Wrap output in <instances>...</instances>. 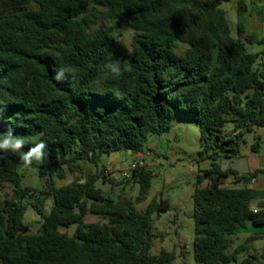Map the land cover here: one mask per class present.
<instances>
[{
  "label": "trees",
  "instance_id": "obj_1",
  "mask_svg": "<svg viewBox=\"0 0 264 264\" xmlns=\"http://www.w3.org/2000/svg\"><path fill=\"white\" fill-rule=\"evenodd\" d=\"M229 1L0 0V142L9 132L24 141L0 149V264H176L175 252H152L155 217L169 200L138 209L154 172L136 167L129 181L139 185L137 197L117 201L98 186L105 169L86 175L84 164L143 153L177 115L199 124L200 155L212 161L194 194L196 264H264V248H255L264 232L234 248L232 239L248 224L264 229V189L251 184L264 169L224 168L242 156L249 134L253 153L264 139V35L248 32L240 2L233 37L222 8ZM124 29L136 32L130 53L118 41ZM115 61L118 77L106 67ZM41 141V160L28 166L43 186H25L22 155ZM69 174L79 176L59 186ZM29 207L41 218L37 233L25 222ZM90 215L106 221L87 222ZM73 225V234L62 230Z\"/></svg>",
  "mask_w": 264,
  "mask_h": 264
},
{
  "label": "rangeland",
  "instance_id": "obj_2",
  "mask_svg": "<svg viewBox=\"0 0 264 264\" xmlns=\"http://www.w3.org/2000/svg\"><path fill=\"white\" fill-rule=\"evenodd\" d=\"M248 1V11L243 17L246 29L255 30L259 34H264V24L261 18V10L264 8L262 0H233L225 2L222 8L227 12V18L231 25L233 37L238 36V2ZM246 5V4H245ZM136 32L131 29L119 30L117 33L120 45L128 53L132 50V41ZM186 46L181 45L180 53H184ZM261 46H249L251 53L262 50ZM264 60V56L261 57ZM233 124L228 123L224 131L230 134L233 131ZM256 135L249 134L246 143L241 146V155H251V145ZM202 142L200 137L199 124L190 118L175 116L172 127L162 135H152L149 144L143 153L131 156L130 153L118 152L105 155L101 158L98 167L93 164H84L85 174H93L97 170L105 169V181L100 180L98 186L104 190L107 196L119 201L126 198L135 199L139 192V185L131 180L135 167H144L152 170L155 174L152 186L146 202L139 204L138 209L145 211L148 203L155 197L158 199H168L170 208L155 217L154 228L151 241L153 243L154 254L162 250L173 251L176 253V264H196L194 259V194L197 187V175L205 173L211 168V159L201 157ZM233 159L224 160L231 164ZM20 171L24 175L23 183L25 186L42 188L43 181L38 176V171L30 166H20ZM79 174H69L66 179H58L59 186L66 185L75 180ZM211 178L207 177L203 186L210 183ZM235 181L233 176L223 179V186H229ZM5 191H10L6 189ZM4 196V192L0 193ZM28 203L27 201L25 202ZM52 201H47L45 210L49 211ZM87 222L106 220L97 216H88ZM25 222L30 226L33 233L39 232L42 223L36 211L29 207L25 215ZM76 225L64 232L73 234ZM255 228L239 229L232 237L233 248L243 243L250 235L254 234ZM258 251L263 250L264 240L255 243ZM232 250V249H231Z\"/></svg>",
  "mask_w": 264,
  "mask_h": 264
},
{
  "label": "clouds",
  "instance_id": "obj_3",
  "mask_svg": "<svg viewBox=\"0 0 264 264\" xmlns=\"http://www.w3.org/2000/svg\"><path fill=\"white\" fill-rule=\"evenodd\" d=\"M106 67L110 68L112 74H114L117 77L121 74V69H120L118 61L112 62V63L108 64ZM63 72H64V70L61 69L60 74L56 75L54 77V79L60 80ZM23 144H24L23 139L14 138L12 136L11 132H9L3 138L2 142H0V149L18 150L23 146ZM45 147H46V144L41 141L40 143L36 144L35 147L31 148L27 153H24L22 155V160H23L24 165L25 166L30 165L32 163V160L34 157L37 161L41 160L40 157L43 155V153L41 152V149H44Z\"/></svg>",
  "mask_w": 264,
  "mask_h": 264
},
{
  "label": "crops",
  "instance_id": "obj_4",
  "mask_svg": "<svg viewBox=\"0 0 264 264\" xmlns=\"http://www.w3.org/2000/svg\"><path fill=\"white\" fill-rule=\"evenodd\" d=\"M231 1H233V0H231ZM242 1H244V0H242ZM255 1H257V0H255ZM245 2H246L245 3L246 6H247L248 1H245ZM262 2H264V1L262 0ZM239 3L240 2H238V7H239ZM247 8H248V6H247ZM248 32H250V33H252V32L256 33V35L258 36V38H262L263 35H264V34L263 35L262 34H259L254 29L251 30V31H248ZM242 158H244L247 161V165H248V168H249V172L248 173H250V172L251 173H255V172L259 171V170L264 169V139L262 141V145H261V148H260V150H259L258 153H253L252 152L251 155L240 156L237 159H233V162L239 161ZM251 184L255 188L264 189V173H259L257 175V177L255 179H253V181L251 182ZM250 227H253V226L251 224H248L247 225V228H245V229H248ZM255 231L256 232H254V233H260V232H264V229H257V228H255Z\"/></svg>",
  "mask_w": 264,
  "mask_h": 264
},
{
  "label": "water",
  "instance_id": "obj_5",
  "mask_svg": "<svg viewBox=\"0 0 264 264\" xmlns=\"http://www.w3.org/2000/svg\"><path fill=\"white\" fill-rule=\"evenodd\" d=\"M229 165L235 170L239 171L241 174H248L249 172L247 161L244 158L239 161L232 162L231 164L225 163L224 168H227Z\"/></svg>",
  "mask_w": 264,
  "mask_h": 264
},
{
  "label": "built area",
  "instance_id": "obj_6",
  "mask_svg": "<svg viewBox=\"0 0 264 264\" xmlns=\"http://www.w3.org/2000/svg\"><path fill=\"white\" fill-rule=\"evenodd\" d=\"M136 168V167H135ZM253 181V180H252Z\"/></svg>",
  "mask_w": 264,
  "mask_h": 264
}]
</instances>
